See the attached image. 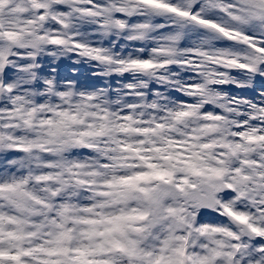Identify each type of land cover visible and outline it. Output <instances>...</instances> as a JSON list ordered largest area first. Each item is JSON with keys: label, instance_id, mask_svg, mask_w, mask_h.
<instances>
[{"label": "snow or ice", "instance_id": "obj_1", "mask_svg": "<svg viewBox=\"0 0 264 264\" xmlns=\"http://www.w3.org/2000/svg\"><path fill=\"white\" fill-rule=\"evenodd\" d=\"M0 264H264V0H0Z\"/></svg>", "mask_w": 264, "mask_h": 264}]
</instances>
